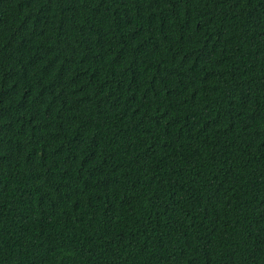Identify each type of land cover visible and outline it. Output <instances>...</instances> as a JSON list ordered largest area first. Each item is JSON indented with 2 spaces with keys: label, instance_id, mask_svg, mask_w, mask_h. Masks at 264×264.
<instances>
[{
  "label": "trees",
  "instance_id": "obj_1",
  "mask_svg": "<svg viewBox=\"0 0 264 264\" xmlns=\"http://www.w3.org/2000/svg\"><path fill=\"white\" fill-rule=\"evenodd\" d=\"M0 264H264V0H0Z\"/></svg>",
  "mask_w": 264,
  "mask_h": 264
}]
</instances>
